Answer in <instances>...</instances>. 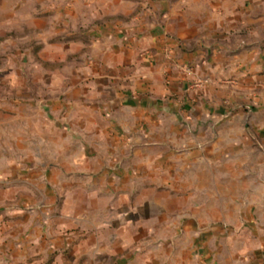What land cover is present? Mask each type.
<instances>
[{"label": "crops", "instance_id": "1", "mask_svg": "<svg viewBox=\"0 0 264 264\" xmlns=\"http://www.w3.org/2000/svg\"><path fill=\"white\" fill-rule=\"evenodd\" d=\"M142 4L69 41L62 90L53 76L47 96L0 100V264L62 248L81 264H264L231 170L247 116L264 114V17L249 31L244 11ZM218 157L228 173L208 169Z\"/></svg>", "mask_w": 264, "mask_h": 264}, {"label": "rangeland", "instance_id": "2", "mask_svg": "<svg viewBox=\"0 0 264 264\" xmlns=\"http://www.w3.org/2000/svg\"><path fill=\"white\" fill-rule=\"evenodd\" d=\"M145 2L147 0H0V100L13 97L16 89L22 87L26 91L38 87L42 96H47L45 92L52 89L48 80L53 76L58 79L57 90H62L70 69L78 60L74 59L78 52L67 48L69 41L86 27L91 29L106 20L100 17L101 11H140L139 7ZM167 4L171 11H192L199 16L212 17L213 11H217L223 21L230 11H244L249 31L256 27L253 22L256 17H264V0H167ZM259 35L264 37V30ZM37 77L40 82H34ZM246 123L248 127L239 135L246 138L247 143L239 148L242 153L231 170L242 173L239 179L244 184V192L248 190L244 198L253 205L254 220L244 226L247 233L264 235V142L256 127L264 123V114L250 113ZM62 161L65 164L64 159H59L47 163L46 167L61 165ZM206 165L214 173L229 171V163L223 157ZM186 166L189 171L185 173H192L191 165L186 163ZM207 228L202 227V230ZM46 253L41 264H81L80 258L70 259L72 250L71 254L63 248L50 255Z\"/></svg>", "mask_w": 264, "mask_h": 264}]
</instances>
